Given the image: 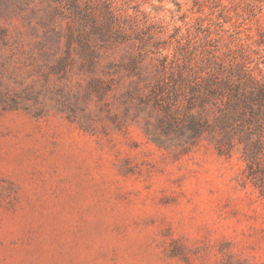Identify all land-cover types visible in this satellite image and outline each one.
I'll return each instance as SVG.
<instances>
[{"label":"rangeland","instance_id":"374dc122","mask_svg":"<svg viewBox=\"0 0 264 264\" xmlns=\"http://www.w3.org/2000/svg\"><path fill=\"white\" fill-rule=\"evenodd\" d=\"M70 1L0 0V264H264L244 144L167 134L151 95L185 22L263 67L264 0H108L155 37L88 49Z\"/></svg>","mask_w":264,"mask_h":264},{"label":"trees","instance_id":"16d2710c","mask_svg":"<svg viewBox=\"0 0 264 264\" xmlns=\"http://www.w3.org/2000/svg\"><path fill=\"white\" fill-rule=\"evenodd\" d=\"M68 7L72 21L79 24L77 39L84 49L94 38L117 45L132 35L139 42L155 37L148 28L129 26L127 15L108 0H71ZM184 29L176 36L172 56L158 58L151 95L168 117L161 118L160 125L167 134L187 131L191 138L207 132L219 152L233 143L235 133L244 144L249 168H260L264 184V65L250 63L246 44L226 38L223 27L215 29V35L194 23L185 22ZM73 38L70 24L67 41ZM209 42H217L216 48H208ZM181 98L186 101L184 112Z\"/></svg>","mask_w":264,"mask_h":264}]
</instances>
